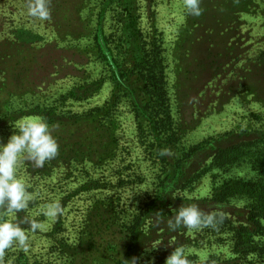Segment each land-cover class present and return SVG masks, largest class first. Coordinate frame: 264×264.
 I'll use <instances>...</instances> for the list:
<instances>
[{
    "label": "rangeland",
    "instance_id": "374dc122",
    "mask_svg": "<svg viewBox=\"0 0 264 264\" xmlns=\"http://www.w3.org/2000/svg\"><path fill=\"white\" fill-rule=\"evenodd\" d=\"M28 2L0 0V144L19 134L22 122L42 119L59 148L94 136L104 145L112 141L115 150L103 163L51 160L41 174L34 162L22 164L17 175L33 197L27 220L44 228L33 233L22 224L29 250L13 245L0 253V264L22 258L82 264L89 257L110 264L137 235L155 245L139 252L150 258L164 235L176 241L174 234L196 242L184 251L194 264L232 261L230 233L211 238L207 227L173 232L167 222L180 208L178 199L183 207L196 204L205 213L245 221L244 200L218 204L213 194L225 180L252 178L258 170L236 158L219 166L215 158L220 149L264 133V0H201L199 17L188 14L184 0H50L44 21L27 14ZM128 5L138 29L130 50L123 35ZM138 42L160 49V101L130 60ZM157 128L176 137L158 140ZM165 149L172 155L162 156ZM164 196L173 206L160 217ZM52 202L63 209L55 220L41 211ZM107 206L116 219L112 228L99 210ZM5 220L18 222L19 213L1 207ZM93 222L97 230L88 235ZM58 242L70 249L62 251Z\"/></svg>",
    "mask_w": 264,
    "mask_h": 264
},
{
    "label": "trees",
    "instance_id": "16d2710c",
    "mask_svg": "<svg viewBox=\"0 0 264 264\" xmlns=\"http://www.w3.org/2000/svg\"><path fill=\"white\" fill-rule=\"evenodd\" d=\"M127 8V6H126ZM131 7L128 5L127 14L129 16L130 23L123 29V35L125 40V46L127 50L132 48L131 45H134V37L137 36L138 29L136 26L135 17L133 15ZM139 46L134 47L135 53L130 57V60L134 63V70L139 69V79L147 81L149 88L154 90L157 100L160 101L165 98L164 86H162V74L161 71L163 68H160V49H158L157 44L152 43L151 47L147 49L143 42H138ZM130 55V54H129ZM143 93V92H142ZM156 139L164 137L167 141L176 137V134L166 133L162 128H157L154 130ZM256 136V135H255ZM113 145L112 141L106 143L105 145L94 136L90 138H85L78 144L68 146L64 145L59 148V153L55 159L52 160V163L56 162L63 163L66 165H71V162L76 161L79 163L89 162L97 160L96 162L103 163L107 158L112 157L115 148L111 147ZM252 147V148H247ZM236 153L231 154L230 152L237 151ZM236 158L237 161L241 159L246 163L250 164L256 170L258 174L252 178H240V179H228L225 180L213 194V201L218 204L228 203L233 199L239 198L245 201V221L234 222L224 217L223 221L217 222L215 228L207 227V234L212 237H217L221 232L230 233L233 241V253L235 258L232 261L220 262L217 263L214 261H208L203 264H259L260 261H264V133L258 134L254 137L253 140H246L240 144H235L231 148L220 149L216 154V163L219 166L230 164L233 165V159ZM95 162V163H96ZM241 163V162H239ZM243 163V162H242ZM49 165H45L36 171L35 174L46 172ZM38 172V173H37ZM181 202V203H179ZM185 204L184 200L178 199L177 207H183ZM169 205L173 206L172 199L169 196H164L160 199L159 204V215L162 216L163 212L170 213L168 209ZM1 208V207H0ZM99 210L104 211L108 215V220L103 221L102 223H110L109 227L112 228L115 226L116 220L111 211H109L108 206L104 208H99ZM92 214V213H91ZM90 214V215H91ZM20 220L27 219L26 211L23 210L19 212ZM61 218V216H60ZM98 223H91L85 230V233L88 235L94 233L97 230ZM139 222L136 226L138 230ZM106 225V224H105ZM138 233V232H137ZM136 233V234H137ZM135 232L133 235H136ZM176 236V241H172L173 236L164 235L165 242L162 246L158 247L155 255L147 258H140V250L143 249L145 252L147 249H151L155 246H150L147 241L144 240L143 236L137 235V241L132 244L123 246L124 257L117 258L116 256L109 258L110 264H163L166 261V258L179 247H183L184 251L193 246L195 241H192L189 237ZM88 241V240H86ZM85 241V242H86ZM85 242H81L83 244ZM223 242V240H222ZM89 243V241L87 242ZM62 251L70 249L68 245L64 242H58ZM196 245V242L195 244ZM82 246V245H81ZM119 248L120 246L117 245ZM136 247V248H135ZM90 248H93L90 245ZM171 251V252H170ZM92 256V254H89ZM112 256V255H111ZM189 264H194L192 260L195 257L186 256ZM92 257L86 259L82 264H96L94 260H91ZM135 259V260H134ZM23 263L18 264H28L25 258L20 259ZM220 262V263H219ZM103 264L102 262H100Z\"/></svg>",
    "mask_w": 264,
    "mask_h": 264
},
{
    "label": "clouds",
    "instance_id": "9594fccd",
    "mask_svg": "<svg viewBox=\"0 0 264 264\" xmlns=\"http://www.w3.org/2000/svg\"><path fill=\"white\" fill-rule=\"evenodd\" d=\"M201 0H184V7L189 15L199 17L203 9ZM50 0H29L27 14L41 21L50 18ZM19 134L14 133L7 144H0V207L7 213L17 215L28 208L32 195L27 192L24 182L18 178L20 166L26 162H34L40 168L55 159L59 152L56 139L51 134L48 123L42 119H31L22 122L19 126ZM161 155L171 156L172 152L165 149ZM42 214L52 220L62 215L63 209L59 202L46 204L41 209ZM220 212L205 213L196 204L180 207L177 214L169 219L167 228L169 231H177L181 228L200 230L202 228H215L217 222L223 221ZM22 224H28L30 230L35 233L42 230L44 224L35 220H19L18 222H0V253L13 245H19L25 252L29 250V237ZM135 260V259H134ZM136 264V261H135ZM165 264H189L183 247L176 248L167 258Z\"/></svg>",
    "mask_w": 264,
    "mask_h": 264
}]
</instances>
